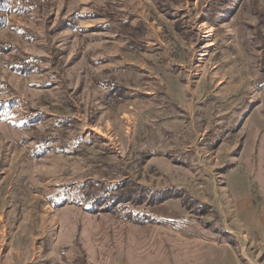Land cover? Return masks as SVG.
Here are the masks:
<instances>
[{
  "label": "rangeland",
  "instance_id": "1",
  "mask_svg": "<svg viewBox=\"0 0 264 264\" xmlns=\"http://www.w3.org/2000/svg\"><path fill=\"white\" fill-rule=\"evenodd\" d=\"M262 46L264 0H0V264L262 253Z\"/></svg>",
  "mask_w": 264,
  "mask_h": 264
},
{
  "label": "trees",
  "instance_id": "2",
  "mask_svg": "<svg viewBox=\"0 0 264 264\" xmlns=\"http://www.w3.org/2000/svg\"><path fill=\"white\" fill-rule=\"evenodd\" d=\"M141 22V23H140ZM138 22L137 26L132 27L131 34L129 35L130 38L133 40L131 43H136V46H144L141 41L136 40L133 38L132 32L133 31H140L141 27H145L144 22L140 21ZM69 24H73L69 21ZM125 24V23H124ZM130 24H127V26ZM120 33H124V31H120ZM264 47V46H262ZM261 47V48H262ZM29 65L25 62L22 63L20 69L24 70L29 69ZM262 66V73L263 76L259 80V83L262 84V87H264V59H262L261 62ZM108 87L111 90V94L114 96H117L120 92H122L121 86L117 85L116 83L112 84L109 81H107ZM124 183L122 186H119L115 189L114 184H108L107 188L105 189H99L98 187H93L86 191L85 197H84V203L88 204L85 205L87 209H93V210H102V209H114L118 206L119 203L124 202H133L134 204H140L143 201H154L156 200L157 194L165 193L163 190H157L153 191L149 189L148 187L140 186V185H132L130 187H127L128 184H126V181L122 182ZM87 184L91 185L92 182H88ZM185 206L187 205L188 208H191V205L187 203L186 201L183 203ZM138 214V213H137ZM140 216V214L138 215Z\"/></svg>",
  "mask_w": 264,
  "mask_h": 264
},
{
  "label": "crops",
  "instance_id": "3",
  "mask_svg": "<svg viewBox=\"0 0 264 264\" xmlns=\"http://www.w3.org/2000/svg\"><path fill=\"white\" fill-rule=\"evenodd\" d=\"M242 207L243 206L241 205V214L243 212ZM260 207L261 214H259V216H256L255 213V217H253L251 220L249 219V221L246 220L244 222L248 226V230L251 231L252 229H254L260 234V251H262V253H258L255 255H241L240 258L236 254H233L231 252V249L226 246V244H229L228 241H220L216 243H209L210 247L209 250H207L208 253L194 254L192 255L191 260H188V262L186 261L187 263L183 262L182 254L167 255L168 253H163L164 250L159 249L160 253L158 254V256H148L146 254L143 260V264H264V221L262 218V215H264V202H262V205ZM241 214L239 216L243 218ZM148 242H150V240ZM145 249L146 248L144 247V250ZM126 262H128V264H131V261H129L128 259L126 260ZM115 264L118 263L116 262Z\"/></svg>",
  "mask_w": 264,
  "mask_h": 264
}]
</instances>
